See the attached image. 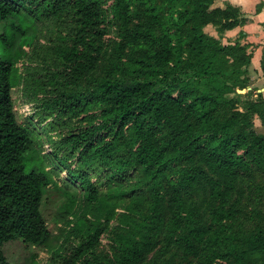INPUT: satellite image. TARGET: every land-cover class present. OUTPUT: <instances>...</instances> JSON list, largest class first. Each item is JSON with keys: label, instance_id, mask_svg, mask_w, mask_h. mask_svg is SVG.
<instances>
[{"label": "trees", "instance_id": "1", "mask_svg": "<svg viewBox=\"0 0 264 264\" xmlns=\"http://www.w3.org/2000/svg\"><path fill=\"white\" fill-rule=\"evenodd\" d=\"M215 1L112 0L110 15L103 0H0V21L7 22L0 33V264H11L3 251L11 240L54 244L41 211L47 188L62 190L72 205L78 192L89 205L100 198L90 173L63 154L50 149L26 158L41 144V132H49L37 118L41 110L88 120L61 140L81 148L83 165L144 171L113 235L120 192L107 198L105 216L72 225L85 239L68 264H141L160 244L172 252L163 264H185L205 247L201 264H264V185L250 210L249 202L241 205L246 190L240 187L242 179L264 176V132L255 126L256 117L264 123V97L238 92L251 83L253 53L240 41L244 34L234 43L221 40L248 18L231 4L213 7ZM68 14L75 25L55 49L61 66L35 78L40 89L54 86L59 94L31 105L19 121L12 89L26 47L41 22ZM112 17L120 25L115 56L101 77L93 76ZM209 24L219 37L205 30ZM200 193L206 210L193 202ZM105 238L114 253L95 255Z\"/></svg>", "mask_w": 264, "mask_h": 264}, {"label": "rangeland", "instance_id": "2", "mask_svg": "<svg viewBox=\"0 0 264 264\" xmlns=\"http://www.w3.org/2000/svg\"><path fill=\"white\" fill-rule=\"evenodd\" d=\"M107 12L112 15V0H103ZM114 23L109 31L107 45L101 60L92 72L93 76L101 77L103 69L108 64L109 59L115 56V48L120 39V25L112 17ZM6 21H0V33L3 32ZM75 25L72 14L65 15L59 20L41 22L36 32L35 39L26 47L27 51L19 66V84L12 89L14 110L19 121L26 119L32 112L31 105L37 104L44 99H52L59 94V90L54 86L40 89L36 77L47 72H55L61 66V59L56 54L57 46L64 44V37L67 30ZM39 121L44 122L49 130L46 134L41 132V144L32 146L26 153L27 159H38L41 154L48 153L53 149L65 157H68L69 164L75 169H84L90 173L100 187V198L92 205L84 200L83 193L78 192L76 203L71 204L69 197L62 190L47 188L43 195L41 211L54 235L55 242L50 246L26 243L22 239L11 240L3 246L4 254L11 264H68L69 259L74 253L75 248L84 241L83 234H77L72 225L80 221L91 222L94 217L105 216L107 212V198L117 192L123 193V202L118 208L108 235H113L119 228V223L124 214V209L131 204L128 191L137 189L142 181L144 171L141 167H130L121 173L107 170L100 161H93L89 165L82 164L81 148L63 146L61 140L71 133L79 132L84 129L88 120L70 114H61L58 111L43 112L37 114ZM94 119L93 110L89 119ZM38 131V130H37ZM57 163V161L53 160ZM258 185H264V176L256 173L253 179H242L240 187L246 190L241 205L248 202L251 207L256 205L260 190ZM255 190V191H254ZM193 202L202 204L206 210V202L203 193H200ZM149 204L146 200L145 208ZM206 222H210L208 211L206 212ZM241 222L247 226L250 221L245 217ZM110 240L107 238L94 249L93 253L101 257H109L114 253ZM208 250L205 247L199 258H190L185 264H201ZM172 252L164 251V244H160L155 250L150 252L141 264H163Z\"/></svg>", "mask_w": 264, "mask_h": 264}, {"label": "crops", "instance_id": "3", "mask_svg": "<svg viewBox=\"0 0 264 264\" xmlns=\"http://www.w3.org/2000/svg\"><path fill=\"white\" fill-rule=\"evenodd\" d=\"M228 4L239 7L248 21L243 25L226 30L222 34L221 40L224 44L234 43L241 33L244 34L240 41L242 44L249 45L253 57L250 67L251 83L247 88L241 90H244L243 93L251 90L252 98H256L258 93H262L264 97V0H216L213 7L225 8ZM205 30L209 34L219 37L214 25H207ZM255 126L260 132H264V123L259 117L255 118Z\"/></svg>", "mask_w": 264, "mask_h": 264}, {"label": "water", "instance_id": "4", "mask_svg": "<svg viewBox=\"0 0 264 264\" xmlns=\"http://www.w3.org/2000/svg\"><path fill=\"white\" fill-rule=\"evenodd\" d=\"M238 91H239V92H242V93L244 92V90H241V89H239Z\"/></svg>", "mask_w": 264, "mask_h": 264}]
</instances>
